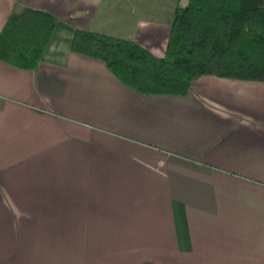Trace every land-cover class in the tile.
<instances>
[{
    "label": "crops",
    "instance_id": "obj_1",
    "mask_svg": "<svg viewBox=\"0 0 264 264\" xmlns=\"http://www.w3.org/2000/svg\"><path fill=\"white\" fill-rule=\"evenodd\" d=\"M188 0H0L59 23L36 71L0 62V264H264V83L146 97L74 30L163 58Z\"/></svg>",
    "mask_w": 264,
    "mask_h": 264
},
{
    "label": "trees",
    "instance_id": "obj_2",
    "mask_svg": "<svg viewBox=\"0 0 264 264\" xmlns=\"http://www.w3.org/2000/svg\"><path fill=\"white\" fill-rule=\"evenodd\" d=\"M58 23L15 5L0 33V62L36 71ZM70 51L146 97H184L202 77L264 83V0H188L174 11L163 58L135 41L83 30L73 31Z\"/></svg>",
    "mask_w": 264,
    "mask_h": 264
},
{
    "label": "rangeland",
    "instance_id": "obj_3",
    "mask_svg": "<svg viewBox=\"0 0 264 264\" xmlns=\"http://www.w3.org/2000/svg\"><path fill=\"white\" fill-rule=\"evenodd\" d=\"M136 1H144V0H136ZM151 2L152 0H145V2Z\"/></svg>",
    "mask_w": 264,
    "mask_h": 264
}]
</instances>
